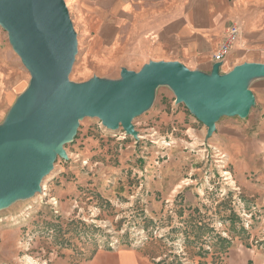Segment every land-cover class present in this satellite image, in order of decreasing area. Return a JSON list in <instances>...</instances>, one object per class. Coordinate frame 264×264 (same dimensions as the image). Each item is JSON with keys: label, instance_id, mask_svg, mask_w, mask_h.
Returning <instances> with one entry per match:
<instances>
[{"label": "rangeland", "instance_id": "rangeland-1", "mask_svg": "<svg viewBox=\"0 0 264 264\" xmlns=\"http://www.w3.org/2000/svg\"><path fill=\"white\" fill-rule=\"evenodd\" d=\"M65 2L79 39L70 80L120 78L83 56L90 34ZM0 43L12 49L1 27ZM133 124L138 139L81 121L69 160L58 158L42 193L0 211V264H128L133 252L137 264H224L233 243L264 246V191L239 184L231 146L213 142L217 130L208 139L168 87Z\"/></svg>", "mask_w": 264, "mask_h": 264}, {"label": "water", "instance_id": "water-1", "mask_svg": "<svg viewBox=\"0 0 264 264\" xmlns=\"http://www.w3.org/2000/svg\"><path fill=\"white\" fill-rule=\"evenodd\" d=\"M0 27L30 75L0 123V211L42 193L58 158L69 160L65 148L84 119L97 118L108 130L122 128L138 139L134 120L152 108L159 88L168 87L209 139L222 118L250 116L257 103L252 84L264 79L261 63L227 73L215 63L206 73L180 62L150 61L138 72L121 68L118 79L94 76L77 83L70 76L79 39L65 0H0Z\"/></svg>", "mask_w": 264, "mask_h": 264}, {"label": "crops", "instance_id": "crops-1", "mask_svg": "<svg viewBox=\"0 0 264 264\" xmlns=\"http://www.w3.org/2000/svg\"><path fill=\"white\" fill-rule=\"evenodd\" d=\"M71 6L79 28L90 34L83 56L119 74L123 67L138 72L150 61L180 62L209 73L233 24L240 38L222 72L246 62L264 64V0H71ZM26 71L13 49L0 43V123L25 91ZM252 91L257 104L249 120L235 117L219 124L213 142L231 146L228 156L238 160L235 174L241 186H261L264 191V79L255 81ZM249 174L256 184H249ZM133 253L134 261L130 258L128 264L138 263ZM224 264H264V246L233 243Z\"/></svg>", "mask_w": 264, "mask_h": 264}, {"label": "built area", "instance_id": "built-area-1", "mask_svg": "<svg viewBox=\"0 0 264 264\" xmlns=\"http://www.w3.org/2000/svg\"><path fill=\"white\" fill-rule=\"evenodd\" d=\"M240 30L239 27L235 24L231 25L227 30V35L223 44L218 49L217 53L214 56L215 63H223L225 59L229 56L230 52L234 46L239 42ZM222 72V68H221Z\"/></svg>", "mask_w": 264, "mask_h": 264}]
</instances>
